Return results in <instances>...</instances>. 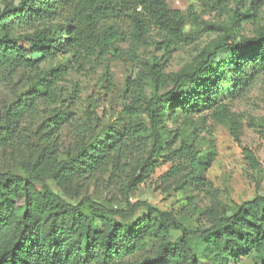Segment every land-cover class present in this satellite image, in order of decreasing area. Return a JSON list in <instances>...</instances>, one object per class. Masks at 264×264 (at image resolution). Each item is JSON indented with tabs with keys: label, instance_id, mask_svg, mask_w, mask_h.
Segmentation results:
<instances>
[{
	"label": "trees",
	"instance_id": "16d2710c",
	"mask_svg": "<svg viewBox=\"0 0 264 264\" xmlns=\"http://www.w3.org/2000/svg\"><path fill=\"white\" fill-rule=\"evenodd\" d=\"M169 1L0 0V95L19 71L39 70L59 57L80 63L114 52L121 60V45L133 53L151 35L168 46L182 42L187 28L200 29V16L193 9H172ZM196 1L208 13L235 0ZM260 11L253 0L234 15L233 25L244 16L258 19ZM223 31L194 67L170 79L168 89L152 66L147 85L154 91L138 87L119 118L122 126L101 128L92 118L82 125L74 113L52 108L61 101L57 86L65 68L37 77L12 101L0 100V162L8 150L22 158V175L0 170V264H202L192 240L214 264H241L253 256L264 264V195L235 213L208 211L211 226L203 230L188 228L147 201H131L163 160L173 166L156 184L162 193L210 187L215 142L203 151L189 136L170 130L169 121L184 116L191 125L190 115L209 111L239 139V120L221 98L249 89L264 75V32L238 40L233 29ZM67 126L76 133L66 145L61 133ZM243 155L253 170L259 168L251 151ZM107 175L109 183H123L127 210L83 195L86 185L101 184Z\"/></svg>",
	"mask_w": 264,
	"mask_h": 264
},
{
	"label": "rangeland",
	"instance_id": "374dc122",
	"mask_svg": "<svg viewBox=\"0 0 264 264\" xmlns=\"http://www.w3.org/2000/svg\"><path fill=\"white\" fill-rule=\"evenodd\" d=\"M252 1L235 0L223 9L204 13L196 0H170L169 6L172 9L183 12L193 9L200 16V29L187 28L182 42L168 46L163 38L151 35L146 45L133 53H130V45H121L120 48L125 50L121 60L114 57V52L105 58L93 57L80 63L69 57H59L45 63L39 70L16 73L3 87L0 100L12 101L37 77L53 69L65 68L66 75L57 86L61 101L52 108L74 113L77 122L82 125L89 126L92 118L98 119L101 128L122 126L119 118L138 93V87L154 91L153 85H147L152 66L162 72L167 87L172 77L194 67L200 53L219 41L224 35L223 28L233 29L238 40L253 38L264 32V0H258L261 6L258 19L244 16L233 25L234 15L238 12L243 14ZM221 100L239 120L238 140L229 127L218 123L209 111L190 115L191 125H186L184 116L176 123L168 122L170 130L189 136L190 141L203 151L208 141L215 142L217 157L208 174L210 187L203 191L190 190L187 194L174 191L170 194L162 193L157 190L156 184L173 166L171 162L163 160L151 179L131 197L132 203L147 201L154 208L170 212L188 228L203 230L211 226L208 211L215 209L221 214L235 213L244 202L264 195V75L249 89L239 93L226 92ZM46 115L44 113L42 117ZM71 126L65 127L61 133L66 145L76 133ZM246 149L257 158L260 164L257 170H253L245 160L243 152ZM21 161L20 155L8 150L1 155L0 170L22 175L18 169ZM109 177H103L101 184L86 185L83 195L108 208L127 210L121 187L123 183L120 180H117L118 183H109ZM53 189L57 195L71 202L55 186ZM177 236L175 234L174 238ZM192 245L202 264H214L204 258L203 247L198 240H192ZM241 264H258V259L253 256Z\"/></svg>",
	"mask_w": 264,
	"mask_h": 264
},
{
	"label": "built area",
	"instance_id": "2783aa9c",
	"mask_svg": "<svg viewBox=\"0 0 264 264\" xmlns=\"http://www.w3.org/2000/svg\"><path fill=\"white\" fill-rule=\"evenodd\" d=\"M179 5V3H177Z\"/></svg>",
	"mask_w": 264,
	"mask_h": 264
}]
</instances>
